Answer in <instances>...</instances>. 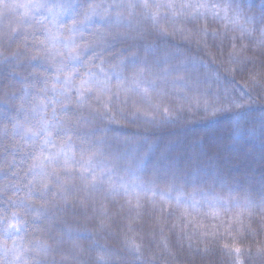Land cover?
Masks as SVG:
<instances>
[{"label":"trees","instance_id":"16d2710c","mask_svg":"<svg viewBox=\"0 0 264 264\" xmlns=\"http://www.w3.org/2000/svg\"><path fill=\"white\" fill-rule=\"evenodd\" d=\"M148 2L0 3V264H264V0Z\"/></svg>","mask_w":264,"mask_h":264},{"label":"snow or ice","instance_id":"6c2138e0","mask_svg":"<svg viewBox=\"0 0 264 264\" xmlns=\"http://www.w3.org/2000/svg\"><path fill=\"white\" fill-rule=\"evenodd\" d=\"M0 3H2L5 8L10 7V6H12V7H24V8L41 7L42 6V5H38V4L9 5L7 3H4V0H0ZM142 7L145 9H148L149 7H155L157 10H159L162 7H167L169 9H172L174 6L172 3H168L166 5H164V4H151L150 5L148 0H143ZM182 7L193 8L196 13H199L201 15H203L205 13H211V15H213L215 17H220V13L223 12L224 18H227L228 17V10H229V8H231V5L225 4V5L221 6L219 4L209 5L207 3H199V4H194V5L193 4H184V5H182ZM201 9H203L204 12H201ZM238 21H239V17H236V20L234 22H238ZM73 51H74L75 56L78 57L79 53L77 51H75V49H73ZM91 86H92L91 81L86 80V81L81 82V87L85 90H90ZM91 179L94 181L95 176L91 177Z\"/></svg>","mask_w":264,"mask_h":264}]
</instances>
